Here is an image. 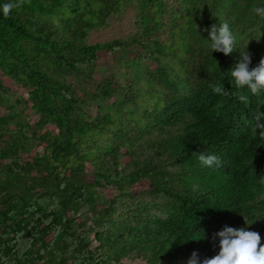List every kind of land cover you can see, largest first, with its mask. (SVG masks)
<instances>
[{
	"label": "trees",
	"instance_id": "16d2710c",
	"mask_svg": "<svg viewBox=\"0 0 264 264\" xmlns=\"http://www.w3.org/2000/svg\"><path fill=\"white\" fill-rule=\"evenodd\" d=\"M7 2L0 264H188L193 252L202 262L219 253L225 227L258 232L264 244V139L251 131L264 123V89H237L230 75L244 51L250 70L264 57L258 0H23L5 15ZM235 7L256 15L257 49L242 40ZM224 22L236 37L228 55L212 52L205 31ZM129 48L141 49L131 64ZM145 56L157 71L141 65ZM106 59L107 76L88 90ZM15 87L28 97L13 98ZM84 207L90 222L69 216Z\"/></svg>",
	"mask_w": 264,
	"mask_h": 264
},
{
	"label": "clouds",
	"instance_id": "9594fccd",
	"mask_svg": "<svg viewBox=\"0 0 264 264\" xmlns=\"http://www.w3.org/2000/svg\"><path fill=\"white\" fill-rule=\"evenodd\" d=\"M23 0L12 2L8 0L3 5L5 15L11 12L13 8L19 7ZM253 12L257 15L264 16V7H254ZM208 31V39L212 52H222L228 55L233 51L236 44V37L229 26V23L224 22L217 27L213 24ZM251 56L246 51L240 54V59L236 63L234 70L230 72L232 81L237 89L246 88L252 95H257L264 89V57L259 61V64L251 70L249 65ZM213 91L219 94H227L225 88L214 86ZM238 99L248 104L250 101L248 96L239 95ZM262 115L257 113L254 116L256 121H260ZM253 133L259 134L261 139H264V123H255L251 129ZM197 156L200 163L206 167H221L222 161L215 155H206L204 153H193ZM216 236L219 239V253L211 259H204L202 262L198 253L193 252L188 260V264H264V244H261V237L258 232L246 231L245 228L225 227L218 232Z\"/></svg>",
	"mask_w": 264,
	"mask_h": 264
},
{
	"label": "rangeland",
	"instance_id": "374dc122",
	"mask_svg": "<svg viewBox=\"0 0 264 264\" xmlns=\"http://www.w3.org/2000/svg\"><path fill=\"white\" fill-rule=\"evenodd\" d=\"M222 5H227L226 1H222L221 2ZM258 5H260L261 7H264V0H258L257 2ZM237 7H235L234 9L232 8V10L235 12H233L232 16H233V21L237 23V19L235 17V14L238 15L239 14V18H241L243 20V28H245L244 32L246 33V37H243L242 40H244L248 45H250L254 50L257 49V47L260 45L261 43V35H260V31L258 30V28L256 27V24L258 23L255 20V16L256 15H252L251 13H247L245 15H242L241 13L237 12ZM261 17V15H258ZM264 17V16H263ZM255 34V35H254ZM131 51H136V54H140L141 53V49L139 48H129L127 50V52L124 54V59L128 61L129 64H131L132 60L134 59L135 54H132ZM102 64H100L101 66V71H99L98 73L93 74L92 76V82L88 85L87 89L88 90H94L96 85L99 83V81L103 78H105L107 76V73L110 69V65L108 63H112L111 59H106V61H102ZM141 65L147 67L148 69L152 70V71H157L158 67L157 64L155 63V61L153 59H151L150 57L145 56L144 60L142 61ZM123 71V70H122ZM0 79L3 80V83L9 88L12 86V83L10 82V80L6 79L3 77L1 71H0ZM119 83L122 84L123 82H125L124 77L121 76L119 78H117ZM69 83H73L75 82L73 77H70L68 80ZM14 97L13 98H17V97H24L27 98L28 95L26 93L25 90L21 89L20 87H15L14 88ZM111 102L114 101V98L110 99ZM0 110L3 112V109L0 108ZM27 115H29V119H28V123L30 125H32L34 122H36L37 120V115L33 113V111L31 109H27L26 111ZM46 130H51L53 131L54 129L51 126H47L46 128H44L43 130H40V132L38 133L39 136L43 134L44 131ZM36 141V140H34ZM34 145L37 147V149H41L45 146V143L39 144L37 142H34ZM23 159L26 160V156L23 155ZM128 159L125 158V161H127ZM85 180L90 183L95 181V178L93 177L92 173H91V168H88L87 173L85 174ZM89 213H93V210H88L87 208H80L76 211H72L69 212V216H78L80 215L84 220H87L90 222L89 218H88V214ZM123 264H128V263H123ZM131 264H143L141 261H135L134 263Z\"/></svg>",
	"mask_w": 264,
	"mask_h": 264
}]
</instances>
